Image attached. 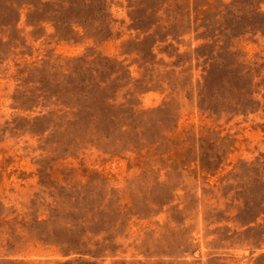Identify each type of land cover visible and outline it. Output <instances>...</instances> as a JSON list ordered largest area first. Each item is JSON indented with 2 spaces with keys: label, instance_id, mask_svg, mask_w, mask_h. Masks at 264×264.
<instances>
[{
  "label": "rangeland",
  "instance_id": "obj_1",
  "mask_svg": "<svg viewBox=\"0 0 264 264\" xmlns=\"http://www.w3.org/2000/svg\"><path fill=\"white\" fill-rule=\"evenodd\" d=\"M0 264H264V0H0Z\"/></svg>",
  "mask_w": 264,
  "mask_h": 264
}]
</instances>
